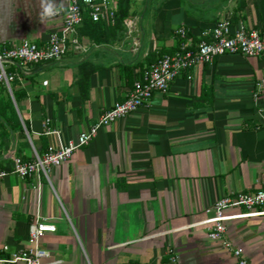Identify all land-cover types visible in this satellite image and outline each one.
<instances>
[{
  "label": "crops",
  "instance_id": "obj_1",
  "mask_svg": "<svg viewBox=\"0 0 264 264\" xmlns=\"http://www.w3.org/2000/svg\"><path fill=\"white\" fill-rule=\"evenodd\" d=\"M115 1L113 23L80 27L86 49L19 66L11 86L23 130L0 127V168L31 157L40 135L47 148L77 139L126 97L147 55L178 49L176 28L189 31V46L220 20H241L264 34V0H128L123 12ZM39 11V0H0V44L43 45L61 19L41 23ZM261 78L264 57L222 54L179 74L149 106L99 127L48 177L9 173L0 180V264H27L1 249L30 247L37 213L56 226L40 238L42 264H174L172 255L175 264H234L232 252L208 237L212 213L205 209L260 185L264 91L258 107L253 90ZM202 86L211 88V100L199 97ZM47 119L57 133H46ZM255 212L227 221L225 235L250 264H264V205Z\"/></svg>",
  "mask_w": 264,
  "mask_h": 264
},
{
  "label": "built area",
  "instance_id": "obj_2",
  "mask_svg": "<svg viewBox=\"0 0 264 264\" xmlns=\"http://www.w3.org/2000/svg\"><path fill=\"white\" fill-rule=\"evenodd\" d=\"M67 6L71 11L62 13L56 18L61 19L59 28L50 32L43 45L23 39L18 44H0V81L8 89L12 100L11 85L19 78L18 68L21 65L58 61L71 49H86V39L80 33L83 13L87 10L93 21L101 19L113 23L115 19V0H69ZM175 34L181 38V43L172 53L163 54L156 62L144 69H135L131 88L126 97L106 109L97 121L85 131L79 133L77 139L67 143L59 142L50 145L39 153L32 147L30 159L23 160L16 156L9 169L0 168V180L9 173L20 178H29L42 172L48 177L51 168L61 165L71 158L73 152L87 145L96 135L99 127L123 119L140 107L149 106L155 92L168 91L173 80L182 72L197 67L202 63H211L216 57L225 54H240L245 57H264V34L243 21H237L234 26L228 20L218 21L206 39H202L195 46H189L185 27L175 29ZM264 91V78L254 85L253 102L259 107L260 95ZM260 110V108L258 109ZM49 119L45 121L46 133H57L47 127ZM259 187L254 191H238L224 195L212 205L206 207V213H212L208 226V237L220 241L224 247L232 252L234 264H250L241 247L234 246L226 238V222L237 217L248 216L256 208L264 205V174ZM34 189L38 185L32 186ZM228 209L244 210L243 213H228ZM56 226L47 218L35 215L28 227V239L31 246L25 249L8 251L6 245L2 251L9 253L11 261H25L27 264H42L41 259L47 252L39 246L40 238L48 232H55ZM170 261L175 264L176 257L172 255Z\"/></svg>",
  "mask_w": 264,
  "mask_h": 264
},
{
  "label": "trees",
  "instance_id": "obj_3",
  "mask_svg": "<svg viewBox=\"0 0 264 264\" xmlns=\"http://www.w3.org/2000/svg\"><path fill=\"white\" fill-rule=\"evenodd\" d=\"M118 1V4H119V9H118V12L120 10V12H123L125 9H126V5H127V1L128 0H117ZM116 13H115V19H116ZM81 26H84L85 28H88V27H92L93 29H96V30H99L102 26V23L99 21H93L91 19V17L88 15V12L87 10L84 11L83 13V20H82V25ZM82 31V29H81ZM187 31V35H189V31L186 29ZM83 32V31H82ZM177 36V35H176ZM178 44L181 43V38L178 37ZM172 50H168V49H159L158 51H155V52H152L151 54L147 55L146 57V66L150 65V64H153L154 62H156L163 54L165 53H171ZM141 68V67H140ZM144 69V68H141V70ZM0 85H4L1 81H0ZM11 89H12V94L17 102V92L13 90L12 86H11ZM211 96H212V90L211 88H207V87H204L202 86L201 87V90H200V98H204V99H207V100H211ZM25 123V126L26 128L28 129V126H27V122L24 121ZM0 127L4 128L7 133H9L10 131L11 132H14L16 129L18 130H23L22 129V125H21V121L19 119V115L17 113V110L15 108V105L13 103V100L12 99H8L7 101H2L0 99ZM39 146L37 147V150L39 153L43 152L47 146H48V140L46 138V136L44 135H40L39 136ZM22 159L24 160H27V159H30L31 157H21ZM1 166V165H0Z\"/></svg>",
  "mask_w": 264,
  "mask_h": 264
},
{
  "label": "clouds",
  "instance_id": "obj_4",
  "mask_svg": "<svg viewBox=\"0 0 264 264\" xmlns=\"http://www.w3.org/2000/svg\"><path fill=\"white\" fill-rule=\"evenodd\" d=\"M39 18L41 23L49 24L53 19L62 13L70 12L69 6H66L65 0H39Z\"/></svg>",
  "mask_w": 264,
  "mask_h": 264
},
{
  "label": "rangeland",
  "instance_id": "obj_5",
  "mask_svg": "<svg viewBox=\"0 0 264 264\" xmlns=\"http://www.w3.org/2000/svg\"><path fill=\"white\" fill-rule=\"evenodd\" d=\"M9 98L12 99L8 89L4 85H0V99L5 102ZM14 100H15V98H14Z\"/></svg>",
  "mask_w": 264,
  "mask_h": 264
},
{
  "label": "water",
  "instance_id": "obj_6",
  "mask_svg": "<svg viewBox=\"0 0 264 264\" xmlns=\"http://www.w3.org/2000/svg\"><path fill=\"white\" fill-rule=\"evenodd\" d=\"M14 102V101H13Z\"/></svg>",
  "mask_w": 264,
  "mask_h": 264
}]
</instances>
